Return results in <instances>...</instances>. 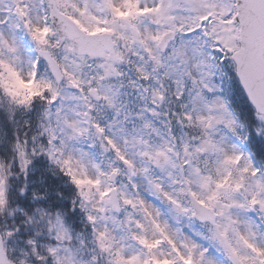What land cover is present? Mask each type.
I'll use <instances>...</instances> for the list:
<instances>
[{"label": "snow or ice", "instance_id": "1", "mask_svg": "<svg viewBox=\"0 0 264 264\" xmlns=\"http://www.w3.org/2000/svg\"><path fill=\"white\" fill-rule=\"evenodd\" d=\"M0 264H264V0H0Z\"/></svg>", "mask_w": 264, "mask_h": 264}]
</instances>
